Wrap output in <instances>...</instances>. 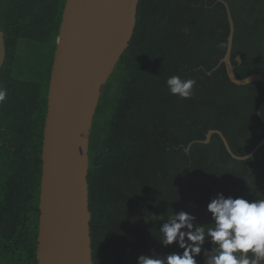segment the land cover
I'll return each mask as SVG.
<instances>
[{
    "label": "trees",
    "instance_id": "trees-1",
    "mask_svg": "<svg viewBox=\"0 0 264 264\" xmlns=\"http://www.w3.org/2000/svg\"><path fill=\"white\" fill-rule=\"evenodd\" d=\"M66 1L0 0V264H37L43 128ZM223 1L236 75L264 74V0ZM223 1L139 0L91 129L94 264H191L190 250L195 264H258L259 252L264 262V145L240 160L217 133L203 142L218 129L244 156L264 137V83L237 85L220 64Z\"/></svg>",
    "mask_w": 264,
    "mask_h": 264
},
{
    "label": "water",
    "instance_id": "water-1",
    "mask_svg": "<svg viewBox=\"0 0 264 264\" xmlns=\"http://www.w3.org/2000/svg\"><path fill=\"white\" fill-rule=\"evenodd\" d=\"M223 2L230 34L220 64L226 65L229 78L237 85L264 83L262 73L245 78L236 75L232 63L235 22L229 4ZM138 3L139 0L66 1L44 125L37 264H94L88 182L91 129L104 87L134 35ZM6 55L5 33L0 29V69ZM237 60L242 62L240 56ZM258 116L264 123V100L258 107ZM214 133L222 137L229 153L240 160L248 159L264 145L263 137L250 153L240 156L218 129L209 130L203 142L209 143ZM183 244L190 249L191 241ZM190 254L191 264H195L191 250Z\"/></svg>",
    "mask_w": 264,
    "mask_h": 264
},
{
    "label": "flooded vegetation",
    "instance_id": "flooded-vegetation-1",
    "mask_svg": "<svg viewBox=\"0 0 264 264\" xmlns=\"http://www.w3.org/2000/svg\"><path fill=\"white\" fill-rule=\"evenodd\" d=\"M46 114H47V112H46ZM45 119H46V117H45ZM44 125H45V122H44ZM43 134H44V128H43ZM43 138H44V135H43ZM39 216H40V212H39ZM38 221H39V217H38ZM38 229H39V224H38ZM259 264H264V262L261 261Z\"/></svg>",
    "mask_w": 264,
    "mask_h": 264
},
{
    "label": "clouds",
    "instance_id": "clouds-1",
    "mask_svg": "<svg viewBox=\"0 0 264 264\" xmlns=\"http://www.w3.org/2000/svg\"><path fill=\"white\" fill-rule=\"evenodd\" d=\"M260 262H261V261H260ZM260 262H258V264H259Z\"/></svg>",
    "mask_w": 264,
    "mask_h": 264
}]
</instances>
